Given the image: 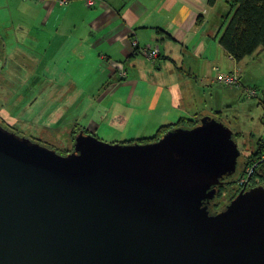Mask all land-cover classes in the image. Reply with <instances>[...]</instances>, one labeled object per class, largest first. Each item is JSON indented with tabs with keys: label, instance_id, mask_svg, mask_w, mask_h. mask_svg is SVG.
I'll return each mask as SVG.
<instances>
[{
	"label": "water",
	"instance_id": "water-1",
	"mask_svg": "<svg viewBox=\"0 0 264 264\" xmlns=\"http://www.w3.org/2000/svg\"><path fill=\"white\" fill-rule=\"evenodd\" d=\"M239 154L208 115L144 143L81 130L66 153L0 124V264H264V186L206 204Z\"/></svg>",
	"mask_w": 264,
	"mask_h": 264
},
{
	"label": "crops",
	"instance_id": "crops-1",
	"mask_svg": "<svg viewBox=\"0 0 264 264\" xmlns=\"http://www.w3.org/2000/svg\"><path fill=\"white\" fill-rule=\"evenodd\" d=\"M220 1L209 5L208 0H95L88 7L85 0L64 4L58 0H6L11 25L2 27L0 69L6 67L7 43L15 32L16 51L33 60L25 69L16 55V76L26 82L27 72L41 68L44 84L48 81L54 88L57 82H64L72 91L71 98L79 103L74 109L83 101L86 113L94 107L90 126L84 129L90 133L100 123H127L148 136L159 125L181 117L222 116L244 97L246 89L255 88L252 81H263L254 74L252 62L251 69L242 71L244 58L237 62L220 47L218 30L225 14ZM157 29L164 33L158 34ZM133 40L140 47L156 48V59L141 55L133 48ZM263 53L264 48L255 54L259 58ZM234 71L239 85L216 80L219 74ZM4 81L0 84L5 85ZM52 92L51 98L58 97L56 104L47 109L40 93L39 108L29 116L37 124L38 138H52L83 111L66 112L69 94L64 97L62 88ZM258 101L264 109V92Z\"/></svg>",
	"mask_w": 264,
	"mask_h": 264
},
{
	"label": "rangeland",
	"instance_id": "rangeland-1",
	"mask_svg": "<svg viewBox=\"0 0 264 264\" xmlns=\"http://www.w3.org/2000/svg\"><path fill=\"white\" fill-rule=\"evenodd\" d=\"M220 6L225 9V12H227L229 7L227 0H221ZM7 7L9 8L6 0H0V35L1 33H5V31L2 29L4 24L11 25ZM15 24V22L12 23V25ZM16 28L13 27L14 31H16ZM16 38V33L13 32L11 37L12 42H10V44L7 43L6 54L8 56V60L4 61L3 59L6 67L5 69H0V82L5 80V85L0 84V108L4 107L1 109L0 114L1 124L9 129L14 130L19 135L38 140L41 144L48 145V147H53L58 153L70 151L73 148L74 141V139L69 136L70 131H72L75 123L80 125L82 128L84 127L83 129L88 128V126H90V118H92L91 110L94 107H90L91 110L87 109L86 113V111H84L83 101L82 106L79 107L78 110H76L77 108L74 109V106L78 105L79 103L76 101V99L71 98L72 91L63 84L64 82H57V86H54V88L49 85L50 82L48 81L44 84L46 79L43 77L41 68H36L35 70L31 69L29 72H27L26 82H23L19 75L16 76V55H19V58H17L19 62H22L25 69L30 68L29 62L31 64L33 61L28 59L27 56L24 57V53V55H21V60L20 53H18L15 49L17 45ZM242 62L243 64L246 63L242 70L244 71L246 69V72L247 69H251L250 63L252 62L254 64L252 67H254V69L257 71V73H253L263 82L254 83L252 81L251 84L256 85L253 89L256 90V95L250 96L248 94L249 89H246L244 92V97H242L239 102H233L231 106L226 109L224 114H222V116H213L222 122L226 127H228L234 134L238 133L233 137L240 151V154L237 158V163L242 161L243 154L248 155L251 151L257 148L256 143L260 138H264V109L262 104L258 103V99L260 100L262 98L264 92V53L259 58L255 53L253 55L246 56ZM8 71L12 73L10 74ZM247 74L248 73H245L244 76L246 77ZM11 77H13L15 80H18V83L16 81L13 82L10 79ZM242 77L243 75L241 78ZM17 88H20V90L18 91ZM61 88L63 89L64 97H68L69 94L70 98L65 111L79 112L81 108L83 111L78 114V117L73 118L74 121L72 120V122H69L65 128H62L60 131L52 134V138H38V136H36L37 132L35 127L37 124L32 123V120L29 119L30 114L32 112H36L39 108L38 95L41 93V101L44 104H48L47 109H49L56 104V98H58L50 97L51 95L54 96L52 91ZM256 96H258V98H255ZM21 99H23V101H21ZM13 104L15 106L14 108H12ZM161 125H159L158 128ZM135 126V124L127 125V123L116 126H109L106 123H100V125H98L94 131H91L95 137L109 143L149 139L148 137H151L155 133L154 132L151 135L146 136L144 133L135 132ZM92 129L94 128L92 127ZM238 170L231 177V179L235 181L232 183V185H234L233 187H237L236 179H240V177L238 178ZM213 201L218 202L220 208H224V205L228 203V194L224 193L221 198H214Z\"/></svg>",
	"mask_w": 264,
	"mask_h": 264
},
{
	"label": "trees",
	"instance_id": "trees-1",
	"mask_svg": "<svg viewBox=\"0 0 264 264\" xmlns=\"http://www.w3.org/2000/svg\"><path fill=\"white\" fill-rule=\"evenodd\" d=\"M215 1L208 0V4L213 5ZM227 4L229 6L228 10L222 17L219 25L218 43L224 52L239 62L246 56L256 53L258 49L264 48V0H227ZM157 33L161 35L164 31L157 29ZM165 36L167 37V34ZM236 85H239V79L238 83L232 86ZM199 122L200 116L197 115L193 118L181 117L176 122L161 125L151 137H148L149 139L130 140L124 143L155 141L168 130L179 127L191 128ZM5 128L12 130L7 127ZM81 130L84 133L88 132L75 123L72 131H70V136L74 139L75 135ZM236 134L238 133H233V137ZM256 147L248 155L243 154L242 161L236 164L234 173H236L240 166L238 170V178L240 177V179H236L237 187H233L234 185H232L235 182L231 179L234 173L231 176H224L222 178L224 182L216 186L215 199L221 198L224 193H227L229 203L243 187L247 189L255 185L264 186V138H260L257 141ZM66 152L68 151L63 153ZM213 200L206 203L210 213H216L224 209L228 204L224 205V208H220L218 202H214Z\"/></svg>",
	"mask_w": 264,
	"mask_h": 264
},
{
	"label": "built area",
	"instance_id": "built-area-1",
	"mask_svg": "<svg viewBox=\"0 0 264 264\" xmlns=\"http://www.w3.org/2000/svg\"><path fill=\"white\" fill-rule=\"evenodd\" d=\"M66 2H67V0H58L59 4H64ZM85 3L88 7H91L95 3V0H85ZM132 46H133V48H136V50L148 60H154L158 56V50L156 48H151L149 46L140 47L135 40L132 41ZM122 73L123 72L121 71L120 74L122 75ZM216 80L225 84V85L231 86V85L238 83V75L235 71L228 73V74H219L216 77ZM248 94L250 96L251 95L254 96L255 92H254V90L249 89Z\"/></svg>",
	"mask_w": 264,
	"mask_h": 264
},
{
	"label": "flooded vegetation",
	"instance_id": "flooded-vegetation-1",
	"mask_svg": "<svg viewBox=\"0 0 264 264\" xmlns=\"http://www.w3.org/2000/svg\"><path fill=\"white\" fill-rule=\"evenodd\" d=\"M222 182H224V181H222ZM213 199H214V198H213ZM213 199H212V200H213ZM212 200H211V201H212ZM209 202H210V201H208V203H209Z\"/></svg>",
	"mask_w": 264,
	"mask_h": 264
}]
</instances>
